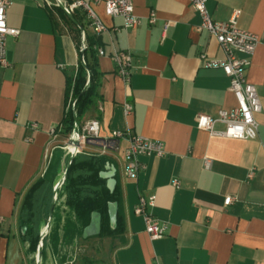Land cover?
Instances as JSON below:
<instances>
[{
	"label": "crops",
	"instance_id": "crops-1",
	"mask_svg": "<svg viewBox=\"0 0 264 264\" xmlns=\"http://www.w3.org/2000/svg\"><path fill=\"white\" fill-rule=\"evenodd\" d=\"M82 1L105 27L96 34L82 17L101 75L98 99L83 121H97L103 139L128 130L162 142L166 151L162 158H141L144 170L137 180H129L124 175L125 141L105 154L94 147L82 149L81 154L104 157L115 168L123 231L105 239L106 260L100 263L264 264V46L256 48L246 69V80L255 87L261 106L257 138L214 137L197 129V116L215 117L221 109H234L236 101L223 72L203 65L201 55L221 60L223 54L215 39L199 30L200 18L188 0H133L142 24L132 30L122 29L121 19L106 16L102 1ZM53 5L54 0H10L6 14L7 26L19 34L7 39L8 66L0 68V264H31L21 210L39 181L41 198L49 165L64 149L66 139L59 133L50 136L49 130L64 119L68 81L80 62L82 37L87 46L84 31L76 37ZM206 8L213 21L226 22L238 11L241 30L264 31V0H207ZM151 11L156 15L153 25L148 24ZM165 24L171 25L163 32ZM115 52L132 57L128 84L116 74L111 60ZM124 104L132 108L127 116ZM151 196L150 213L166 225L165 236L155 241L134 214L139 199ZM226 197L233 199L228 206ZM94 241L96 236L77 240V261L75 257L66 264L80 259L97 264L88 251L103 249L94 248Z\"/></svg>",
	"mask_w": 264,
	"mask_h": 264
},
{
	"label": "built area",
	"instance_id": "built-area-1",
	"mask_svg": "<svg viewBox=\"0 0 264 264\" xmlns=\"http://www.w3.org/2000/svg\"><path fill=\"white\" fill-rule=\"evenodd\" d=\"M56 1L54 5L56 7ZM64 4L68 10L73 13L76 10H83L87 14L90 25L96 34L105 31V27L92 10L88 2L75 0L70 4ZM93 2H103L105 15L110 18H119L122 20V29L132 30L138 28L142 21L134 13L133 0H92ZM207 0H188L191 8L198 14L200 18L199 30L206 31L212 36L220 51L223 54L221 60H209L201 55L203 65L207 69H220L229 80V91L236 101V107L232 110L221 109L215 117L199 115L196 118V127L199 130L206 131L210 136L229 138L234 140H255L258 136L259 124L256 116L260 113V101L254 86L246 80V69L250 65V59L259 45L264 46V31L261 34H253L241 30L237 21L239 12L234 11L226 22L213 21L206 8ZM10 8V0H0V68L8 66L6 60V41L9 37H17L19 32L11 29L6 24V14ZM156 22V15L151 11L148 16V24L153 25ZM171 24H165L163 32ZM83 36V34H82ZM99 56H104V51L98 49ZM114 63L116 74L128 84L132 68V57L126 52H115L111 55ZM74 110V103L71 106L69 101L68 108ZM131 106L124 104V114L127 116L131 113ZM216 125H222L224 129L217 131ZM77 126V125H76ZM32 129L37 126L32 124ZM60 127L52 128L49 134L55 137L59 133ZM71 138V136L69 137ZM67 139V141L69 140ZM80 147L68 146L65 143V149L74 155L80 154L83 148H97L101 154L107 151H116L119 141H125L127 147L124 150L125 165L124 175L129 180H137L139 174L144 170L145 166L141 162V158L156 157L162 158L166 155L165 146L160 141H154L142 136H135L130 131L112 132L109 138L103 139L99 134V125L97 121H89L82 130V135L75 134L74 137ZM261 149L264 152V143H261ZM210 161L205 159L204 166L208 168ZM253 173L248 174L251 179ZM174 187H179L177 181L173 182ZM233 199L226 197L224 205L228 206ZM154 204V197L140 198L138 205L134 209V214L140 216L144 223L146 234L150 240H160L166 234V225L159 222L150 213V208ZM1 221V220H0ZM154 264H160L155 262Z\"/></svg>",
	"mask_w": 264,
	"mask_h": 264
},
{
	"label": "trees",
	"instance_id": "trees-1",
	"mask_svg": "<svg viewBox=\"0 0 264 264\" xmlns=\"http://www.w3.org/2000/svg\"><path fill=\"white\" fill-rule=\"evenodd\" d=\"M53 10L57 12L64 24L72 28L76 37L80 36L79 28L60 9L54 7ZM73 17L85 33L82 17H87L86 12L79 9V13L74 11ZM78 38L77 45L79 46ZM85 41L87 46L83 58L86 69L79 62L76 74L68 81L66 113L59 125V134L62 137L69 135L73 124L72 111L68 108L69 101L72 98L76 99L75 112L79 120L98 99V79L101 75L96 69L95 52L86 33ZM86 84L88 85L85 89ZM64 154L61 150L58 151L52 166L50 163V169L48 168L46 172L49 177L48 184L41 198H38L37 193L43 181H39L31 188L21 210L20 222L26 229L24 239L31 264H36L40 242V264H63L70 261L74 254L75 244L77 240L82 239L83 231L89 225L94 213L100 216V232L97 238H115L123 231L118 213V190L115 187L111 194L106 188V181L100 177L108 160L104 157L81 153L70 160L69 157L66 159ZM63 160L65 164L61 166ZM51 172H53L52 176ZM64 172L63 184L56 191L55 202L50 213L54 188ZM110 203L117 205L116 226L113 229L110 226L108 215ZM43 232L46 234L40 241ZM85 261L93 263L90 259H85Z\"/></svg>",
	"mask_w": 264,
	"mask_h": 264
},
{
	"label": "water",
	"instance_id": "water-1",
	"mask_svg": "<svg viewBox=\"0 0 264 264\" xmlns=\"http://www.w3.org/2000/svg\"><path fill=\"white\" fill-rule=\"evenodd\" d=\"M56 7L58 9H60L62 11V13L75 25L79 28L81 35L83 34V29L80 27V25L77 23V21L74 19L73 14L68 10V8L64 5L61 4L58 0L56 1ZM81 50H80V63L81 65L86 69V65L84 62V51H85V45H84V40L82 37L81 40ZM87 76L89 78V72L87 71ZM87 85L85 86V89L87 88ZM72 116H73V129H72V133H71V138H69V140L67 141V145L68 146H73V147H80L78 141L74 138L75 134H76V113L73 110L72 112ZM75 155L73 153H70V160L74 157ZM100 177L102 179H104L106 181V188L107 190L112 194L115 190L116 187V180H115V168L110 165L109 163H106L104 171L100 173ZM65 178V172L61 178V180L56 184L55 188H54V195H53V199L51 202V207H50V213L52 210V207L54 205L55 202V197H56V191L57 189L60 188V186L63 184ZM108 215H109V222H110V226L112 228H114L116 226V217H117V205L115 203H110L109 204V211H108ZM47 230V227L45 229V231ZM100 232V216L96 213L92 214L91 216V220L89 225L84 229L83 231V235L82 238H87V237H93V236H97ZM46 232H43L40 238V241L43 239V237L45 236ZM40 250H41V242L39 244L38 247V251H37V256H36V264H40Z\"/></svg>",
	"mask_w": 264,
	"mask_h": 264
},
{
	"label": "rangeland",
	"instance_id": "rangeland-1",
	"mask_svg": "<svg viewBox=\"0 0 264 264\" xmlns=\"http://www.w3.org/2000/svg\"><path fill=\"white\" fill-rule=\"evenodd\" d=\"M75 101H76V99L72 98V100H71V106H72V103H74V111H75ZM70 111H72V107H70ZM84 116L81 119H79V120H78V118L76 116V125H77L76 126V133H78V135H80V136L82 135L83 127L85 126V124L87 122H89V121H86V122L83 121ZM72 129H73V124H72ZM72 129H71V132L69 133V135L67 137H64L66 139L65 142H64V144H63L64 149H61V151L63 153H65L64 156L66 155V159H68V157L70 158V154H69V151L67 149H65V143H66L67 139L71 136ZM64 164H65V161L63 160L61 166L64 165ZM59 169H61V168H59ZM105 239H106V237L105 238L104 237L103 238H97V241H94L95 242V247L94 248H101V250L103 249L102 251H98L96 253H95L94 249L91 250V251H88L89 256H92L94 258H97V261H96V262H98L97 264H101L100 262L106 260V255L107 254L104 251V249H106V246H104V242H106ZM74 253H76V252H74ZM75 257L76 256L74 255V257H72V258L74 259ZM75 259L77 261V257ZM66 263H63V264H66ZM69 263L70 264H83L81 262V259L79 260V262H69ZM54 264H61V263H54Z\"/></svg>",
	"mask_w": 264,
	"mask_h": 264
},
{
	"label": "bare ground",
	"instance_id": "bare-ground-1",
	"mask_svg": "<svg viewBox=\"0 0 264 264\" xmlns=\"http://www.w3.org/2000/svg\"><path fill=\"white\" fill-rule=\"evenodd\" d=\"M63 173V172H62Z\"/></svg>",
	"mask_w": 264,
	"mask_h": 264
}]
</instances>
